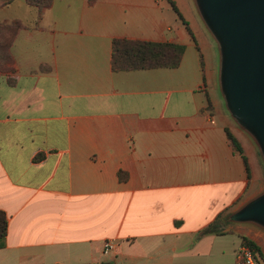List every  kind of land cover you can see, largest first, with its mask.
Listing matches in <instances>:
<instances>
[{
	"label": "crops",
	"instance_id": "0c3cea01",
	"mask_svg": "<svg viewBox=\"0 0 264 264\" xmlns=\"http://www.w3.org/2000/svg\"><path fill=\"white\" fill-rule=\"evenodd\" d=\"M12 5L34 20L7 15ZM0 10V23L20 25L0 72V264H237L242 238L254 241L240 228L258 227L225 222L264 191V163L205 62L214 40L193 0ZM116 39L185 52L178 68L115 72ZM105 240L117 244L109 254Z\"/></svg>",
	"mask_w": 264,
	"mask_h": 264
},
{
	"label": "water",
	"instance_id": "95a60500",
	"mask_svg": "<svg viewBox=\"0 0 264 264\" xmlns=\"http://www.w3.org/2000/svg\"><path fill=\"white\" fill-rule=\"evenodd\" d=\"M219 51V89L264 163V0H193ZM264 230V191L228 218Z\"/></svg>",
	"mask_w": 264,
	"mask_h": 264
},
{
	"label": "trees",
	"instance_id": "16d2710c",
	"mask_svg": "<svg viewBox=\"0 0 264 264\" xmlns=\"http://www.w3.org/2000/svg\"><path fill=\"white\" fill-rule=\"evenodd\" d=\"M54 0H27V3L38 9L49 8ZM93 2V0H89ZM174 10L176 6L171 2ZM20 25L17 22L11 24L0 23V72L6 73L12 70L13 58L11 49L17 36ZM185 52L184 46L171 43L140 42L126 39L113 41L112 67L115 72L136 71L150 69H174L181 65ZM227 136L234 149L245 162L247 173L250 176L248 159L244 155L243 148L233 134L226 130ZM228 221V220H227ZM226 221V223H227ZM8 224L4 213L0 212V249L5 247ZM217 225H211L205 232H217ZM243 244L253 253L256 261L263 264L264 256L260 247L251 239L243 237Z\"/></svg>",
	"mask_w": 264,
	"mask_h": 264
},
{
	"label": "rangeland",
	"instance_id": "374dc122",
	"mask_svg": "<svg viewBox=\"0 0 264 264\" xmlns=\"http://www.w3.org/2000/svg\"><path fill=\"white\" fill-rule=\"evenodd\" d=\"M178 6L181 7V4H178ZM21 15L25 18H27L28 21L32 22L34 19H33V16L32 15H29L27 12L23 11L22 9L18 8L16 5H12L10 7V10H9V13L7 15ZM6 15L3 14L2 10H0V21L3 20V18L5 17ZM198 42L200 44H202V40L199 39ZM213 45H211L210 49H209V46H208V50L205 49L204 50V53H205V62L207 63V66L211 69V68H217L219 66V63H220V58H219V51H218V48L215 44V42H212ZM205 48V47H204ZM245 143L247 142L245 139L243 140ZM225 225L226 226H229L231 225V223H226L225 222ZM252 228L249 227V229H242L240 228L239 231H244L245 233H248L250 235V237L252 239H254V241H258L259 243H261L264 239L263 235L264 234V230L262 229H259V228H253V230H251ZM241 242V238H239V236L237 234H233L229 236V246L230 248H235L239 243Z\"/></svg>",
	"mask_w": 264,
	"mask_h": 264
},
{
	"label": "built area",
	"instance_id": "2783aa9c",
	"mask_svg": "<svg viewBox=\"0 0 264 264\" xmlns=\"http://www.w3.org/2000/svg\"><path fill=\"white\" fill-rule=\"evenodd\" d=\"M116 243L112 240L104 241V253L109 254L116 248ZM237 264H259L252 251L246 246L242 245L237 252Z\"/></svg>",
	"mask_w": 264,
	"mask_h": 264
}]
</instances>
